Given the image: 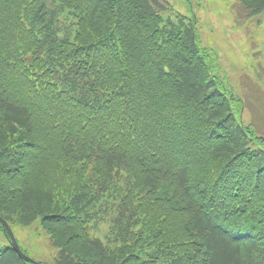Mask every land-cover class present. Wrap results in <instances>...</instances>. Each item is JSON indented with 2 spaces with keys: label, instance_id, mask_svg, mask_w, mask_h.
Segmentation results:
<instances>
[{
  "label": "trees",
  "instance_id": "trees-1",
  "mask_svg": "<svg viewBox=\"0 0 264 264\" xmlns=\"http://www.w3.org/2000/svg\"><path fill=\"white\" fill-rule=\"evenodd\" d=\"M188 4L0 0V217L55 264H264V119Z\"/></svg>",
  "mask_w": 264,
  "mask_h": 264
},
{
  "label": "rangeland",
  "instance_id": "rangeland-1",
  "mask_svg": "<svg viewBox=\"0 0 264 264\" xmlns=\"http://www.w3.org/2000/svg\"><path fill=\"white\" fill-rule=\"evenodd\" d=\"M173 9L187 13L189 4L197 14V34L201 46L212 48L234 87L249 95L245 116L264 119V19L259 16L246 22L236 16L233 0H168ZM242 15V12L239 13ZM243 16V15H242ZM242 86V87H241ZM248 121L249 119L245 117ZM264 132V127L259 129ZM24 254L41 264H55L57 249L35 223L30 227H13ZM5 243L0 234V244Z\"/></svg>",
  "mask_w": 264,
  "mask_h": 264
},
{
  "label": "water",
  "instance_id": "water-1",
  "mask_svg": "<svg viewBox=\"0 0 264 264\" xmlns=\"http://www.w3.org/2000/svg\"><path fill=\"white\" fill-rule=\"evenodd\" d=\"M0 223L4 226V229L7 233L8 239H9V244L10 246L15 250V252L18 254V256L25 260L26 262L32 263V264H41L39 262H36L34 260H32L31 258H29L28 256H26L22 250L20 249L18 242L11 230V227L9 226V224L7 223V221H5L3 218L0 217Z\"/></svg>",
  "mask_w": 264,
  "mask_h": 264
}]
</instances>
